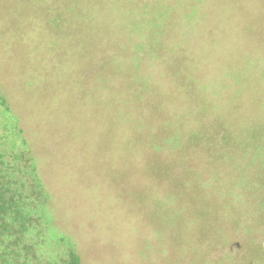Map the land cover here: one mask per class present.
<instances>
[{
    "label": "rangeland",
    "instance_id": "obj_1",
    "mask_svg": "<svg viewBox=\"0 0 264 264\" xmlns=\"http://www.w3.org/2000/svg\"><path fill=\"white\" fill-rule=\"evenodd\" d=\"M0 97L45 259L264 264V0H0Z\"/></svg>",
    "mask_w": 264,
    "mask_h": 264
},
{
    "label": "trees",
    "instance_id": "obj_2",
    "mask_svg": "<svg viewBox=\"0 0 264 264\" xmlns=\"http://www.w3.org/2000/svg\"><path fill=\"white\" fill-rule=\"evenodd\" d=\"M4 102L0 97V108L7 112L9 109ZM12 129L17 130V127ZM15 145L8 142L0 145V264H80V258L72 251L65 257L50 260L41 253L40 242L35 239L39 240L42 222L28 206L34 192L25 191V184L18 180L21 165L32 174L35 173V165L28 160L26 151L15 148ZM12 158L14 164L9 162ZM31 233L36 235H33L35 239L29 238Z\"/></svg>",
    "mask_w": 264,
    "mask_h": 264
}]
</instances>
